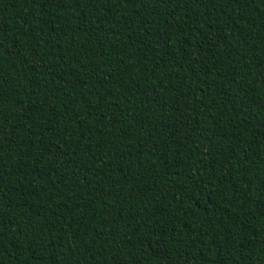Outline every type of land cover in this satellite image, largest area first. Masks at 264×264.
Instances as JSON below:
<instances>
[{"label": "trees", "instance_id": "1", "mask_svg": "<svg viewBox=\"0 0 264 264\" xmlns=\"http://www.w3.org/2000/svg\"><path fill=\"white\" fill-rule=\"evenodd\" d=\"M0 264H264V0H0Z\"/></svg>", "mask_w": 264, "mask_h": 264}]
</instances>
